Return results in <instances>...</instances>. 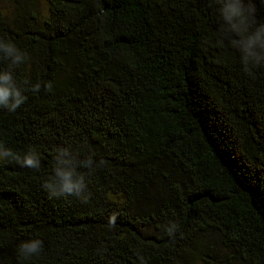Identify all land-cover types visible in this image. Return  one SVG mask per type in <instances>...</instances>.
I'll use <instances>...</instances> for the list:
<instances>
[{"label":"trees","instance_id":"1","mask_svg":"<svg viewBox=\"0 0 264 264\" xmlns=\"http://www.w3.org/2000/svg\"><path fill=\"white\" fill-rule=\"evenodd\" d=\"M45 1L0 12L28 57L0 143L40 159H0V264H264V67L243 70L209 0ZM58 147L92 157L86 202L44 189Z\"/></svg>","mask_w":264,"mask_h":264},{"label":"clouds","instance_id":"2","mask_svg":"<svg viewBox=\"0 0 264 264\" xmlns=\"http://www.w3.org/2000/svg\"><path fill=\"white\" fill-rule=\"evenodd\" d=\"M264 3V0H261ZM218 14V34L227 38L231 47L240 54L243 70L251 75L254 70L264 67V17L258 15L255 0H209ZM0 55L9 61L8 68L0 71V107L15 112L26 101L25 89L17 84L13 75L14 68L23 64L27 54L13 41L0 37ZM24 81V84H28ZM46 91H52V84H45ZM41 84L31 85L32 92H39ZM0 159L20 163L24 167L39 168L40 159L33 148L22 156L12 148L0 143ZM91 156L80 159L69 148L58 147L55 150L52 175L44 182L43 187L50 196H76L87 201L85 195L88 184L86 173L80 169H93ZM175 228L173 224L168 231ZM43 241L33 238L21 241L18 253L24 258L38 256L43 251Z\"/></svg>","mask_w":264,"mask_h":264},{"label":"rangeland","instance_id":"3","mask_svg":"<svg viewBox=\"0 0 264 264\" xmlns=\"http://www.w3.org/2000/svg\"><path fill=\"white\" fill-rule=\"evenodd\" d=\"M22 6L26 11L35 12L41 19L48 16V5L45 0H33L32 2L29 0H0V12L11 26H13L17 8Z\"/></svg>","mask_w":264,"mask_h":264}]
</instances>
